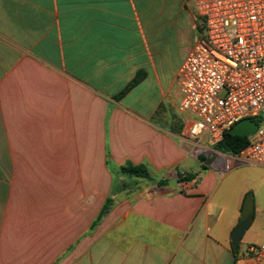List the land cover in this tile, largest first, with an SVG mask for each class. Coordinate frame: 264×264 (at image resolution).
Instances as JSON below:
<instances>
[{"label":"crops","instance_id":"crops-1","mask_svg":"<svg viewBox=\"0 0 264 264\" xmlns=\"http://www.w3.org/2000/svg\"><path fill=\"white\" fill-rule=\"evenodd\" d=\"M202 34L195 0H0V264H264V167L186 137Z\"/></svg>","mask_w":264,"mask_h":264},{"label":"built area","instance_id":"built-area-1","mask_svg":"<svg viewBox=\"0 0 264 264\" xmlns=\"http://www.w3.org/2000/svg\"><path fill=\"white\" fill-rule=\"evenodd\" d=\"M195 5L202 39L178 75L179 108L193 117L186 137L217 146L238 122L255 121L238 158L264 167V0H195Z\"/></svg>","mask_w":264,"mask_h":264},{"label":"trees","instance_id":"trees-1","mask_svg":"<svg viewBox=\"0 0 264 264\" xmlns=\"http://www.w3.org/2000/svg\"><path fill=\"white\" fill-rule=\"evenodd\" d=\"M137 84V81H134L130 86L127 88V90L124 92L126 93L128 90H130L134 85ZM123 95V94H122ZM249 144V138L248 137H238L233 136L230 133V130H228L225 133L224 139L222 142H220L217 145V149L223 153L233 154V155H239V153L246 148V146ZM122 173L128 174L130 176L138 177V178H145L150 179V175L148 170L143 166H132L130 164L122 167L121 169ZM189 178L186 179L188 181ZM111 203V199H109L106 203V206L104 207V210L102 211V215L107 212L109 209V205Z\"/></svg>","mask_w":264,"mask_h":264},{"label":"water","instance_id":"water-1","mask_svg":"<svg viewBox=\"0 0 264 264\" xmlns=\"http://www.w3.org/2000/svg\"><path fill=\"white\" fill-rule=\"evenodd\" d=\"M256 128H257L256 122L247 119V120H242L237 124H235L230 129V133L233 136L249 137L255 132ZM252 220H253L252 212H245L243 214L241 221L232 236V246L234 250H238L240 239L244 234V232L250 226Z\"/></svg>","mask_w":264,"mask_h":264},{"label":"rangeland","instance_id":"rangeland-1","mask_svg":"<svg viewBox=\"0 0 264 264\" xmlns=\"http://www.w3.org/2000/svg\"><path fill=\"white\" fill-rule=\"evenodd\" d=\"M240 162H241V164H244V163H242V161H240ZM241 167H242V166H241ZM245 172H246L245 169H240L235 175H236V176H237V175H242V176L244 177Z\"/></svg>","mask_w":264,"mask_h":264}]
</instances>
